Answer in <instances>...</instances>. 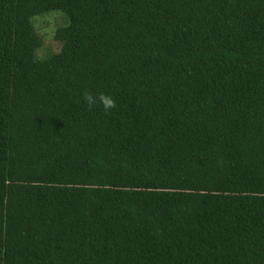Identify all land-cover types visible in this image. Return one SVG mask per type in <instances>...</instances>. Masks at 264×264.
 <instances>
[{
  "label": "trees",
  "instance_id": "16d2710c",
  "mask_svg": "<svg viewBox=\"0 0 264 264\" xmlns=\"http://www.w3.org/2000/svg\"><path fill=\"white\" fill-rule=\"evenodd\" d=\"M0 264H264V0H0Z\"/></svg>",
  "mask_w": 264,
  "mask_h": 264
},
{
  "label": "rangeland",
  "instance_id": "374dc122",
  "mask_svg": "<svg viewBox=\"0 0 264 264\" xmlns=\"http://www.w3.org/2000/svg\"><path fill=\"white\" fill-rule=\"evenodd\" d=\"M50 12L52 11H49V14L45 13L46 15L43 16V18L39 16L34 17L37 22L35 32L41 39L44 49L47 47L49 50L56 52L60 49V44L53 38V30L57 27L64 26L67 22V18L61 11H56V15Z\"/></svg>",
  "mask_w": 264,
  "mask_h": 264
},
{
  "label": "clouds",
  "instance_id": "9594fccd",
  "mask_svg": "<svg viewBox=\"0 0 264 264\" xmlns=\"http://www.w3.org/2000/svg\"><path fill=\"white\" fill-rule=\"evenodd\" d=\"M84 99L90 109L99 103L105 113L110 112L111 109L117 106L113 97L104 93L98 95L86 93Z\"/></svg>",
  "mask_w": 264,
  "mask_h": 264
}]
</instances>
